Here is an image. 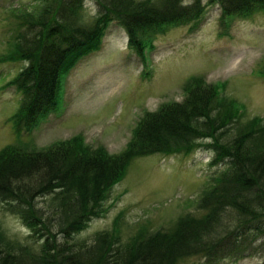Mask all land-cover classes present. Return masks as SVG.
<instances>
[{
  "label": "trees",
  "instance_id": "obj_1",
  "mask_svg": "<svg viewBox=\"0 0 264 264\" xmlns=\"http://www.w3.org/2000/svg\"><path fill=\"white\" fill-rule=\"evenodd\" d=\"M96 3L102 11L92 26L88 21L87 26L80 23L83 0H41L28 11L10 9L20 31L8 39L0 60L25 64L5 84L15 86L22 96L11 116L17 134L22 128L32 130L55 111L60 75L99 49L111 20H118L128 35V46L142 57L143 32L155 33L158 26L195 19L205 9L203 0ZM208 3L220 4L222 17L264 8V0ZM197 83L208 88L207 97L205 91L191 90L183 106L171 103L160 105L155 113L146 112L129 144L134 153L149 148L148 153L190 154L204 148L212 153L211 165L223 162L201 194L196 214L188 212L170 230H137L119 245H114L111 230L97 233L92 242H73L72 236L85 222L100 215L102 193L122 177L128 159L110 170V158H104L99 148L85 146L80 134L31 152L6 147L0 150V208L9 206L30 234L27 244L16 245L0 227V264H187L189 257L219 264L254 254L244 253L247 249L256 250L262 258L257 264H264V240L240 248L244 236L255 231L261 234L264 226V148L253 143V138L264 143V131L255 122L236 118L232 110L231 121L221 120L214 111L228 106L216 102V87L203 80ZM211 94L212 108L208 104ZM204 137L213 141L201 142ZM92 157L102 163L91 164ZM40 196L43 204L36 206L34 198Z\"/></svg>",
  "mask_w": 264,
  "mask_h": 264
},
{
  "label": "rangeland",
  "instance_id": "obj_2",
  "mask_svg": "<svg viewBox=\"0 0 264 264\" xmlns=\"http://www.w3.org/2000/svg\"><path fill=\"white\" fill-rule=\"evenodd\" d=\"M39 1L0 0V58L6 51L8 39H13L20 31L10 9L19 7L28 11ZM208 1L203 0L205 10L195 26L192 22L183 24L156 37L150 48L149 74H144L140 57L128 47V35L123 26L118 20H111L99 49L81 58L65 75L57 112L30 132L22 128L20 135L16 134L11 116L19 109L22 96L15 86L5 84L25 64L0 60V150L14 146L31 151L80 134L85 146L106 151L104 158H110L107 159L110 170L128 159L121 181L104 196L109 209L101 217L90 219L71 241L92 242L97 233L112 229L113 219L119 213V229L117 231V226L115 229L123 240L119 243H125L135 230L161 227L170 230L182 221L180 217L198 212L199 198L210 183L211 175L217 171L207 162L211 156L209 151L196 149L188 155L166 154L148 153V148L134 153L129 146L145 110L155 113L160 104L183 106L191 90L205 91L206 97L210 94L208 88L204 90L203 85L194 81L195 76L221 88L216 102L228 106L214 111L215 115L219 112L221 120H230L232 110L236 118L255 122V127L264 131V10H255L245 17L240 15L230 26L224 27L220 4ZM101 11L96 0H83L80 23L87 26L88 21L94 25ZM213 99L211 94L208 103L211 108L215 104ZM240 134L241 130L237 135ZM200 141H211V138L204 137ZM253 143L264 148L258 138H253ZM90 163L100 165L102 162L92 157ZM34 199L36 206L43 204L44 197ZM47 208L53 212L48 205ZM6 209L0 208L4 237L16 245L27 244L30 231L9 206ZM260 231L261 234L255 231L244 236L240 248L262 242L264 226ZM244 253L254 254L245 255L237 263L226 259L219 264L262 262L256 250L247 249ZM189 263L204 264L205 259L189 257Z\"/></svg>",
  "mask_w": 264,
  "mask_h": 264
}]
</instances>
